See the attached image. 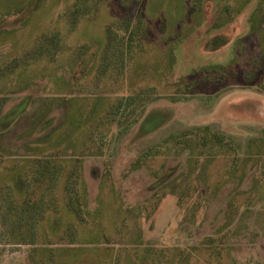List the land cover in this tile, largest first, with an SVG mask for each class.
<instances>
[{"label":"rangeland","instance_id":"374dc122","mask_svg":"<svg viewBox=\"0 0 264 264\" xmlns=\"http://www.w3.org/2000/svg\"><path fill=\"white\" fill-rule=\"evenodd\" d=\"M141 1L102 0L70 30L64 14L77 0H0V118L5 114L0 127L13 123L0 138V264H33L31 258L37 264H100L123 248L136 261L135 251L147 246L176 264H264V63L259 68L255 60L264 52V0ZM139 13L145 21V36L137 42L141 50L134 49L133 38L125 50L117 42L108 46L113 24L130 14L134 23ZM58 32L62 52L9 66L38 52L41 40L45 37L47 43ZM82 47L88 59L98 53L96 66L100 56L114 66L98 86L96 72L77 79V66L86 63L85 58L83 64L77 61ZM126 96H139L143 108L122 128L102 120V111ZM160 122L161 127L143 136ZM139 124L143 137L132 140ZM204 127L223 133L236 153L222 149L195 165L193 157V166H183L174 180L154 189L157 178L180 160L173 138L164 145L166 139ZM40 137L48 140L42 143ZM89 137L104 147L103 153L80 154ZM37 143L50 160L67 161L61 180L49 183L59 199L76 159L82 166L77 188L82 181L87 192L86 223L66 217L62 202H56L58 212L49 211L52 217L36 242L46 258H37L28 239L11 233L23 223V202L16 199L14 210L7 209L14 187H20L16 192L23 198L30 191L22 184L39 165L35 157L44 154L33 156L23 147L33 149ZM160 144L164 146L155 156H142ZM138 159L143 166L138 167ZM54 174L57 179L58 172ZM258 192L263 194L243 214V202ZM230 221L232 230L239 227L235 233ZM70 227L77 230L66 237L75 242L72 247L59 238ZM90 229L94 234H87ZM106 234L113 244H107ZM220 238L226 240V250L217 251Z\"/></svg>","mask_w":264,"mask_h":264},{"label":"trees","instance_id":"16d2710c","mask_svg":"<svg viewBox=\"0 0 264 264\" xmlns=\"http://www.w3.org/2000/svg\"><path fill=\"white\" fill-rule=\"evenodd\" d=\"M92 1H93V3H92ZM101 1L102 0H77V2H75L73 4L72 8L69 9L68 12H66L64 14L66 17L68 16V18H67L68 21H71L70 26H72V27H70L68 25L69 29L70 30L75 29V26L77 25L79 20H82L85 16H89L88 14L92 13L95 9H98ZM131 1H133V0H125V3L131 2ZM140 1L141 0H135V2H137V3L138 2L140 3ZM113 25H114V27L112 30L115 34L112 31L110 32V30L109 31L107 30V32H110V34L108 33V40H107L108 44H109V45L107 44L108 46L114 47V43L117 42L118 45L122 49L125 50V49H127L126 43L130 42L131 38H133L134 39L133 42H135L134 49L137 51H138V49L141 50V47L137 45V42L140 41L142 36L143 37L145 36V31L143 30V29H145V21H144V17H142V13L137 14L136 20L134 21V23H133V16L130 14L128 16H125L123 19L119 20L118 22H115ZM118 29L120 30L119 32H117ZM44 39H45V37L43 38V40H41L42 45L37 49L38 52L35 53V50H32L25 56V59L24 58L17 59L15 61L9 63V66L12 68L14 65L17 64V62L19 63V62L26 61V59H28V58H40V57H43L48 52L50 54L55 55V54H58L64 50V46H63V43L61 41V37H60L59 32L54 33L51 36H48L46 38V41H45L47 43H44ZM46 45H48L49 47H47ZM128 48H132V45ZM82 49H87V48L82 47L77 52V57H78L77 61H80L83 64V58H85L86 63L84 65H82V67L77 66V68H76V72H78L77 79L79 81L83 77H85L86 75L93 74V72H96L94 81L96 82V85L98 86L99 82L105 76L108 75V77H109V73H111V71H113L114 66L109 61L110 58H107L105 56H103V57L100 56V61H101V62L99 61L100 65L98 66V64H99L98 63L96 66L95 60H96V57H98V53L97 54L91 53V55H90L91 58L88 59V57H85L87 54L86 53L87 51L82 50ZM255 60H257V64H260L259 68H261L262 64L264 63V52L260 53L259 57ZM255 66H257V65H255V64L252 65V67H255ZM2 69L3 68H0V76L1 77L4 75V71L2 72ZM121 70H119V72H118L119 76L124 74V69L122 68ZM187 87L190 90L194 86L193 85L191 86L189 83V84H187ZM137 97L140 98L139 96H137ZM137 97L126 96L125 98H120L119 101H117V103L110 104L107 109H104V112L102 111V113H101L102 115H103V113H105V115H104L105 117L102 118V120L106 119L110 123H112V124L114 123L115 125H118L119 128H122L124 124L128 123L126 121L131 120V118H133L138 113L139 109H141L140 106L142 107V105H141L142 101H141V103H139ZM29 99L30 98H28V101L26 102L25 112L27 111V108H28ZM132 105H133V108L131 109V111L128 114H125L124 110L127 109V107L132 106ZM3 116H1V118ZM12 124H13L12 122L11 123H3V126L0 127V138L3 136V132L8 131L9 127ZM161 126L162 125L160 122L159 126H155L153 128L148 129L147 133H144L143 136L148 135V134L156 131ZM36 128L37 127H35V129H34V133H35V130H37ZM139 129H140V124L137 126L136 133H135L132 140H136L139 137H143V136H140V134H138ZM45 131H47V130H45ZM92 134H93V132H92ZM40 138L42 139V140H40L42 143L46 139L48 140V137H40ZM89 138L90 139H88L87 143L85 144V147L81 150L80 154L81 155L82 154L88 155L93 150H95L96 155L103 153L104 147H102V145L101 146L100 145L95 146L93 144L92 137H89ZM263 138H264V135H263ZM170 140H171V142H173V145H175L176 156L180 160H178V163H176L174 167H168L164 176L157 178V180L155 181L156 183L154 185V189H158L162 185H166L168 182L174 180L175 177L177 176L176 173L179 171V169L182 170L183 166H184V169L185 168L189 169L188 165L193 166V165L198 164V163L200 164V163H202V159H204L208 155H218V154H220L222 149L230 150V148H234L231 141H229L223 133L214 132L209 127H204L201 129L193 128V129L182 131L181 133H175V134L171 135V137L166 139L165 143H163V144L164 145L168 144ZM59 141H60V139H59ZM51 143H54V142H51ZM163 144L158 145L159 147L158 146L150 147L149 149H147L146 151H144L142 153V156H147L148 158L155 156L156 152H158L160 146L161 147L164 146ZM36 146L37 147H35L33 149H28V145L26 146L27 149L25 148V146L23 147L24 152L26 150H28V152H32L33 156L39 155V154H44V156H41V157L36 156L35 157V158L40 159V160L38 159V161H37V163L39 165H38V167L33 166V169L35 170L34 173L31 175H26L27 181L25 180L26 183L23 182V184H22V186L23 185L27 186L30 191H29L27 197L23 198L21 196L20 192H18V194L16 192L17 188H20V187H14L12 189L13 201L12 200L9 201V204H12V206H8L7 209H9L10 211H13L14 210V205H13L14 202H16L17 200L20 202H23L22 209L19 212V217H20L19 219L22 220L23 223L20 222V224L18 226L14 227L11 230V233L15 232V235H17L16 233L18 232L22 238L28 239V240H25V242H26V244L31 245L32 251L37 253L36 254L37 258H40L41 256L46 258V256L39 253V251H40L39 249L37 250L36 244H38V243H36V242L38 241V237L42 233V230L44 229V223L52 217L51 215H48L49 211L55 210L56 212H58L57 207H56V202H58V203L62 202L63 205L66 204L65 216L69 217L70 215H72L74 219H77L82 224H84L88 221L87 217L85 215L86 214L85 206H86V201H87V199H86L87 192H86V185L82 181L80 182V185H81L80 188H77V181L79 179H81L80 178V171L82 170V166H81V163H79V161H81V159H76V161H72L73 166H72L70 173L68 174L67 185L64 187V191L62 192L63 195L59 199V194L55 191L56 187L54 186V183H53V186H52V184H49V183H50V181H57V183H58V181L61 180V177H62V175H64V172L66 171V168H67V161H64V160L57 161L54 159L50 160V157H49L50 155L48 153H45V152H47L45 150V147H42V146L40 147V145H38V143L36 144ZM128 146H130V145H128ZM106 147H107L106 149L108 150L110 148V144H108ZM48 148L49 147H46V149H48ZM168 150H170V149H168ZM233 151H234V153H236L237 150L234 148ZM56 153L61 154L60 151H58ZM184 153L187 154V156L183 160L182 155ZM0 155L3 156L1 149H0ZM193 157H194L195 161H193L194 163L192 165V162L190 160L193 159ZM1 158L2 157H0V167H1L2 162H3V160ZM34 161H35V159H34ZM137 161L139 162L140 160L138 159ZM141 162L142 161L139 162L138 167L143 166L145 163V162H143V164H141ZM24 164L25 163L21 164V166L23 167ZM16 171L20 172L21 169L17 168ZM55 171L58 172L57 176H59V177L57 179L55 178V174H54ZM179 174H181V172ZM50 175L51 176L53 175L54 177L51 178ZM199 183H200V181H199ZM37 193H38V195H37ZM53 193H57L55 199H53V195H54ZM261 194H263V192L253 193V194H251V197L249 194V197L241 205V207L244 206L243 214L246 211L251 210V208H252L251 204L253 203L252 199L254 197L260 196ZM35 195H37V197ZM154 195L158 196V193H156V194L154 193ZM165 196H166V193H163L162 195L159 196L158 200H160V198H164ZM233 197L230 200H232ZM230 203H232V202H230ZM232 206H234V205L232 204ZM238 210H239L238 206L235 209H233V211H235V212H237ZM60 212L63 213L62 208H61ZM17 213H18V209L15 207V212H13V214H15L14 218L18 217V216H16ZM93 214H91V215L94 216V218H96L95 215H93ZM61 217L64 219L63 216H60V218ZM137 217H138V215H137ZM24 220H26V221H24ZM4 221H5V219H4ZM61 221L62 220H59V222H61ZM120 225L121 224H119L118 227H120ZM233 225H234V223H232V221H230L228 223V227L230 228V230L233 233H235V231L239 227L237 228V226L235 225L234 229L232 230ZM86 230H88V229H86ZM76 231H77L76 229L70 227L69 230L66 231L59 238L61 241L67 240L66 237L67 236L68 237L74 236V233ZM88 233L94 234L92 229H90L87 232V234ZM106 238H107V244L108 245L113 244L107 234H106ZM225 238H227L226 234H225ZM13 239H16V238H13ZM220 240H221V242H220V245L217 246L218 247L217 251H219L221 248L226 250V248H227L226 240H225V243H224V241H222L224 239L220 238ZM214 241H216V240L214 239ZM77 243H80V242L78 241ZM68 244L72 247L75 245V242L68 241ZM52 250H54V249H52ZM77 250L78 249H74L73 251H77ZM154 250H155L154 247H149V246H147L143 250L144 252L137 250L138 252L135 251V253H137L136 261H131L130 256L127 254V252H128L127 248L118 249L117 250L118 253L115 256H112V258H110L111 257L110 256L109 259H107L104 262H101L100 264H176V263H174L173 260H169L168 258L165 259L163 257V254H161V253H157L156 255H154L155 254ZM187 255H188V253L185 254V257H187ZM152 257H153V259H152ZM31 259H32L33 264H37V262H35L33 258H31Z\"/></svg>","mask_w":264,"mask_h":264}]
</instances>
